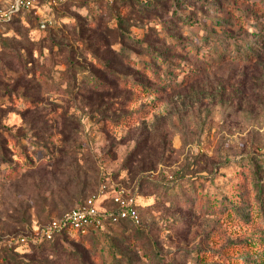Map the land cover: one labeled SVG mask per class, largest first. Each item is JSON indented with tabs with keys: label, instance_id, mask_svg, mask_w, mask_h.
Listing matches in <instances>:
<instances>
[{
	"label": "rangeland",
	"instance_id": "374dc122",
	"mask_svg": "<svg viewBox=\"0 0 264 264\" xmlns=\"http://www.w3.org/2000/svg\"><path fill=\"white\" fill-rule=\"evenodd\" d=\"M92 1L35 0L0 23V259L264 264V17L261 31L250 22L214 29L231 43H253L247 54L224 43L213 64L202 50L199 59L184 56L169 72L175 84L145 81L152 95L127 102L130 91L115 86L114 73L134 69L112 47L114 21L92 17ZM8 4L0 0V13ZM90 18L100 26H85ZM145 27L125 30L140 37ZM188 65L203 72L188 81ZM118 191L139 227L30 249L28 241L92 195L105 214ZM20 237L25 244L17 245Z\"/></svg>",
	"mask_w": 264,
	"mask_h": 264
},
{
	"label": "trees",
	"instance_id": "16d2710c",
	"mask_svg": "<svg viewBox=\"0 0 264 264\" xmlns=\"http://www.w3.org/2000/svg\"><path fill=\"white\" fill-rule=\"evenodd\" d=\"M159 1L157 3L156 0H147L145 2L115 0L114 5L113 0H93L91 3L92 17L99 18L101 21L106 19L114 21L115 25L113 28L116 39L112 47L113 49L115 48L116 54L121 53L123 55L124 61L122 62L126 68L129 71L134 69L131 74L121 73L117 70L114 73L115 86L117 85L120 89L123 88L130 91L124 97V100L127 102L131 100L132 94L134 95L135 93L137 96L144 98L152 95L151 92L153 91L144 83L145 81L161 87L175 84L169 72L173 68L177 70L178 66H183V58L188 57L190 54L194 53L195 58L199 59V51L202 50L205 53L201 55V58L205 57L208 60V64H213L214 62H219L216 61L217 58H220V55H217V48L220 47L223 52L224 48L222 45L224 43H229V50L234 49L241 53L244 52V54L248 53L253 43L249 41L231 43L229 42L232 39L231 37H229L231 39H228L227 36H219L214 33L216 26H222L228 22L232 26L241 27L246 22H250L256 24V28H259V31H261V27L259 26L261 22L259 20L264 17V0H192L190 3L188 0ZM58 4L63 7L67 4V0L61 1ZM194 4L198 5V7L193 6ZM80 6H83V4H80ZM185 9L188 10L186 14L182 12ZM105 10L108 16L105 14ZM221 10H224V13L221 14ZM22 13L28 12H19L10 20L0 23H9ZM103 13L104 16L102 18ZM129 24L148 25L149 28L145 27V31H143L144 33L140 37L137 35L130 37L125 30V26ZM85 26L88 28H98L100 23L97 20L92 21L90 18ZM44 27L41 24V28ZM250 29L253 30L252 28ZM185 31H189V33L187 34ZM200 32H203V34L201 35ZM157 40L160 43H157ZM124 43L133 44L137 50L126 48ZM238 43L241 46L240 50H238ZM225 51L227 53V50ZM166 54L167 57L163 59L162 56ZM173 54L174 56H172ZM93 59L96 60L98 58L95 55ZM188 67H190L187 68L186 72L187 75H190L187 79L188 81L195 79L203 72V69L196 71L190 65ZM139 78L143 81L139 80ZM116 101H120V99ZM3 153L4 150L0 146V165L5 162L2 156ZM0 175H2L1 166ZM113 205L108 207V211L105 214L110 215L102 219L101 225L89 228L85 235L62 229L55 232L51 239L42 238L35 242L28 241L30 249H43L46 245H53L57 241L65 239L88 241L115 226H140L139 223L134 224L128 218H121L119 216L120 207ZM15 247L16 245L11 243L6 251H14ZM1 251L0 249V255H2ZM53 255L56 256V253H53ZM83 262L85 263L82 264H89L87 261ZM0 264H7L6 259L1 258Z\"/></svg>",
	"mask_w": 264,
	"mask_h": 264
},
{
	"label": "built area",
	"instance_id": "2783aa9c",
	"mask_svg": "<svg viewBox=\"0 0 264 264\" xmlns=\"http://www.w3.org/2000/svg\"><path fill=\"white\" fill-rule=\"evenodd\" d=\"M9 6L6 11L0 13V21H8L13 15L19 12H27L33 6L35 0H8ZM51 4L58 3L62 0H45ZM122 191L115 193V197L112 199L115 205H118L121 209L119 216L121 218H128L133 221L134 224H138L139 217L131 203L122 201ZM100 200V195H92L88 197L82 204L70 209L62 215L58 220H53L42 231V236L38 239H51L55 232L62 229H66L70 232L85 235L87 230L92 227H98L102 223V219L108 214H101L97 209L96 203ZM18 244H25V239L20 237L17 240Z\"/></svg>",
	"mask_w": 264,
	"mask_h": 264
}]
</instances>
